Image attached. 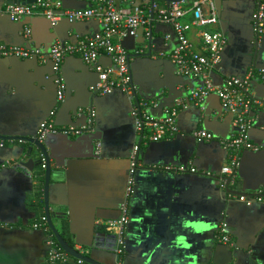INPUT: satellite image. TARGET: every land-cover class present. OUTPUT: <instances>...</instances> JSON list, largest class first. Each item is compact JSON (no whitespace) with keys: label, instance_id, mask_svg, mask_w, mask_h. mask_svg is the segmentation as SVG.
Here are the masks:
<instances>
[{"label":"crops","instance_id":"crops-1","mask_svg":"<svg viewBox=\"0 0 264 264\" xmlns=\"http://www.w3.org/2000/svg\"><path fill=\"white\" fill-rule=\"evenodd\" d=\"M192 1L185 0L184 4L189 6ZM5 2L0 0V43L6 45L37 44L47 49L56 40L74 41L101 28L94 19L76 24L61 19L54 28L41 15L11 21L2 13ZM117 4L131 7L129 0H117ZM214 4L229 36L221 53V67L211 73L212 82L221 85L227 77L264 66V35L257 39L251 26L254 0H218ZM87 5L79 0H62L67 9ZM190 18L188 13L184 20ZM25 22L31 29L28 38L21 34ZM214 27L218 30L219 25L209 28ZM196 31L193 27L187 35L198 48ZM166 32L165 25L154 24L150 55L130 58L135 87L132 95L120 90L91 93L89 88L98 78L95 70L78 55L66 56L61 73L68 93L60 108L51 63L0 57V134L36 138L40 124L53 111L57 128L79 127L86 118H73V111L79 106H92L96 113L92 131L77 136L50 132L43 143L53 171L48 189L52 222L59 232L66 228L75 249L100 264H114L117 259V236L106 229V222L121 215L135 144L140 150L134 189L128 199L122 264H264V148L238 153L232 188L250 193L246 198L252 201L227 194L220 187L221 168L227 161L223 141L235 132V126L232 113L218 95H208L203 113L194 105L180 110L177 136L144 142L136 131L131 110L137 102L157 97L159 105L155 102L141 110L158 119L166 107H172L176 99L184 100L181 95H189L202 83L199 77H179L170 59L158 56L159 52H170L174 45V37L165 40ZM146 45V40L134 41L133 49L127 51L136 53ZM98 62L111 64L107 56H101ZM250 95L264 100V85L257 78L252 81ZM260 111L251 113L256 114V128L250 139L256 143L264 141V130L259 127L264 124V110ZM195 130L209 132L212 139H195ZM26 142L0 140V264H48V229L33 227L45 216L44 183L19 165ZM27 159L23 154L22 160ZM257 197L262 200H255ZM59 213L63 214L62 221L56 216ZM222 220L235 247L220 245L215 238ZM59 264L88 263L70 257Z\"/></svg>","mask_w":264,"mask_h":264},{"label":"built area","instance_id":"built-area-1","mask_svg":"<svg viewBox=\"0 0 264 264\" xmlns=\"http://www.w3.org/2000/svg\"><path fill=\"white\" fill-rule=\"evenodd\" d=\"M2 12L11 20L19 21L24 17L41 15L46 17L51 26L56 25L62 18L73 21L97 20L101 28L92 35L80 36L75 42L56 40L47 50L42 46L26 48L18 45H6L0 43V56H18L22 59L36 57L39 62H45L47 57L53 64V72L56 75L57 102H61L65 96V83L61 76V65L68 55H78L84 63L90 65L98 72L97 82L90 86V90L98 94H108L116 89L127 95H132L134 85L131 82V74L128 64V51L123 48L121 41L127 36L136 35L137 29L143 26L144 38H150V32L154 24L170 25L175 38L170 52H159L158 56L167 57L176 66V72L186 77H199L202 83L191 90L189 101L192 105H200L211 93H216L223 106L233 115L235 132L223 141V147L227 152V161L221 168L220 187L224 189L227 184H233L239 163L240 151H257L264 148V141L256 143L249 137L248 131L254 126L255 115L251 113L264 110V100L250 95V87L253 79L257 78L264 83V66L251 67L242 76H230L225 78L221 85L212 82L211 73L218 69L221 61V52L228 42L225 33L220 29L209 31L206 27L218 26L219 19L214 0H193L189 6L184 1L171 0L162 5L156 0L142 3L139 6L121 7L117 0H79L87 2L84 8H63L62 0H32L30 3L13 2L5 0ZM255 10L252 15L251 26L257 38L264 35V0H254ZM190 13L191 18L184 20ZM193 27L200 40V45L195 48L188 38V31ZM31 29L25 24L22 34L25 38L30 36ZM169 34H165L168 40ZM147 46V45H146ZM147 49L142 48L138 53ZM101 56L110 59V65H101L98 61ZM154 101H139L131 110L135 128L144 142L158 141L174 136L178 132L176 118L180 110L187 106L182 98L176 99L172 107L164 109L161 118H153L144 113L141 108L154 105ZM86 122L79 127L62 126L57 128L54 123L55 111L43 121L37 131V139L43 140L50 132L61 131L71 136H77L93 130L95 111L93 108L86 110ZM264 130V124L259 126ZM192 135L199 141L210 140L212 135L205 130H195ZM97 146V152H98ZM140 146L135 144L130 154V168L125 187V201L121 205V215L116 220L106 222V229L114 231L117 236V244L114 249L116 260L114 264H122L124 254V232L129 219L128 199L134 189V171L138 165ZM44 164L41 165V169ZM181 171L183 167L176 168ZM194 171V169H191ZM230 195V194H229ZM233 197H236L232 195ZM241 200L250 203L252 199L245 196H237ZM261 201L262 197L255 198ZM43 221V217H42ZM37 222L34 228L48 229L43 222ZM215 238L224 245L235 247L231 240L226 221L219 222ZM48 264H59L68 260L71 256L66 253L49 232L46 235ZM79 250V249H78ZM78 263L83 261L77 259Z\"/></svg>","mask_w":264,"mask_h":264},{"label":"water","instance_id":"water-1","mask_svg":"<svg viewBox=\"0 0 264 264\" xmlns=\"http://www.w3.org/2000/svg\"><path fill=\"white\" fill-rule=\"evenodd\" d=\"M13 2H25L27 0H12ZM125 1H128V0H125ZM130 3H131V6H139L140 4L142 3H147V2H150V1H153V0H129ZM161 1H165V2H169L171 0H161ZM176 1H185V0H176ZM214 1H218V0H214ZM3 13V12H2ZM3 15H5L6 17H8L6 14L3 13ZM9 18V17H8ZM47 21L48 19L46 17H44ZM10 19V18H9ZM23 19V18H22ZM21 19V20H22ZM65 19L67 20L66 18H62V20ZM11 20V19H10ZM13 21V20H11ZM20 21V20H19ZM68 22L70 23H73V24H76V23H80L82 21H69L67 20ZM50 27L54 28L56 27V25L54 26H51L50 22L48 21ZM25 24H29V23H24ZM23 25V26H24ZM219 29L221 32L225 33L226 36H228V34L225 32V29L222 27V23L221 21L219 22ZM31 26V25H30ZM167 27V32L164 33V34H169L171 38L174 37V34H173V29L170 25H165ZM23 30V27L21 29V32ZM151 33H152V29H151V32H150V37H151ZM22 34V33H21ZM23 35V34H22ZM229 38V36H228ZM257 38V37H256ZM258 39V38H257ZM257 39L255 41H257ZM62 41V40H61ZM69 41V40H68ZM76 40L74 41H70V42H75ZM134 41H137L138 43H145V38L143 37V26H140L138 29H137V32H136V35L134 36H127L125 37L122 41H121V45L123 46V48H125L126 50L130 51V49H133V43ZM228 43H229V39H228ZM227 43V44H228ZM147 49L145 52L143 53H138V51L136 53H133V52H128V64H129V67H131V63H130V58L131 57H138V55H146V56H149L150 53H151V47H150V38L147 40ZM18 46H22V45H18ZM31 46H39L37 44H34V45H25L24 47L26 48H29ZM45 50L46 47H43ZM222 53V52H221ZM1 57V56H0ZM13 57H16V58H20L18 56H13ZM26 59H30V60H35L38 62L37 58L36 57H31V58H26ZM83 61V60H82ZM171 62V60H169ZM44 63H51V60L47 57V59L45 60V62H42V64ZM84 63V62H83ZM172 63V62H171ZM85 64V63H84ZM174 65V69L176 70V66L174 63H172ZM53 65V64H52ZM87 67L91 68L90 66H88L87 64H85ZM218 67H221V61L220 63L218 64ZM258 67H262V66H256L255 68H258ZM94 69V68H93ZM61 72H62V65H61ZM96 74H97V77H98V72L95 70ZM244 74H241V75H238L240 77H242ZM53 81H55V77L56 75L54 74L53 75ZM61 76L63 78V75L61 73ZM179 77H183L182 75H179ZM64 80V78H63ZM98 80V78H97ZM131 82L133 83V78L131 76ZM65 83V81H64ZM55 86H56V83L54 82ZM94 85V84H93ZM262 85H264V83H262ZM92 86V85H91ZM90 90V88H89ZM118 90V89H116ZM91 93H95V94H98L92 90H90ZM113 92V91H112ZM110 92V93H112ZM67 93H68V87L66 85L65 87V96H64V99L63 101L61 102H57V107L60 108V106L63 104V102L65 101L66 99V96H67ZM108 93V94H110ZM161 94V93H160ZM184 97V101H185V104L186 106H193L190 101H189V95L187 94H184V95H181V97ZM179 97V96H178ZM208 97V96H207ZM207 97L203 100V102L200 104V105H194V107L198 108V110L200 111V113H203L205 112V102H206V99ZM177 98V97H176ZM147 101H154V102H157V104L159 105L158 103V99L157 97H154L152 99H149ZM92 108L91 105H86V106H79L77 107L73 113H72V116L73 118L77 119V118H80V117H84L86 118V110L87 108ZM170 107V106H169ZM95 111V110H94ZM261 112V111H260ZM259 113V112H258ZM264 113V112H263ZM95 116H96V113H95ZM254 116V114H253ZM134 119V118H133ZM55 123V122H54ZM69 126H73V127H77V126H74V125H69ZM256 127L253 126L249 131V137H251V133H252V130L255 129ZM181 132V131H180ZM264 132V131H263ZM65 134V133H64ZM180 133H177V135H179ZM69 135V134H67ZM71 136V135H70ZM46 137V136H45ZM195 138V137H194ZM45 139V138H44ZM43 140H39L36 138H31V137H13V136H5V135H1L0 134V140H3V141H12V140H21V141H27L26 143H28V146L25 147V149H23L20 157L18 158L19 159V165H22L23 167L27 168L29 171H31L32 173L35 172L36 170V167L40 166L41 168V165L44 164V188H43V193H44V207H45V217H46V221H47V225H48V230H50L52 232V234L54 235L56 241L58 242V244L60 245V247L66 252L68 253L71 257L75 258V259H80L82 260L83 262L85 263H88V264H100L99 262L91 259L90 257L80 253L77 249H75L73 246L69 245L64 239L63 237L61 236L59 230L54 226L53 222H52V214L50 213L49 211V199H48V189H49V184H50V181H51V175L53 174V171L51 170V165H50V162H49V156L47 154V151H46V147L43 143ZM196 139V138H195ZM23 154L27 155L28 159L23 161L22 160V156ZM18 164V163H17ZM34 174V173H33ZM230 178L231 177H228V181H227V184L226 186L224 187V190L227 194H230V195H234V196H245V197H249L251 196L250 193H246L244 191H240V190H237V189H233L232 188V184H229V181H230ZM264 197V195H261ZM58 214V213H57ZM60 215H56V216H59V219L62 221L63 220V214L62 213H59ZM128 224V223H127ZM222 245V244H220ZM225 246V245H224ZM125 248H126V245H125Z\"/></svg>","mask_w":264,"mask_h":264},{"label":"trees","instance_id":"trees-1","mask_svg":"<svg viewBox=\"0 0 264 264\" xmlns=\"http://www.w3.org/2000/svg\"><path fill=\"white\" fill-rule=\"evenodd\" d=\"M158 3H162L161 0H156ZM26 3H30V2H27L25 1ZM144 37V36H143ZM24 146L27 147L28 146V143H24ZM34 175L38 178L39 182L40 183H44V169H41L40 166L36 167V170L35 172H33ZM43 224L46 228H49L48 225H47V221H46V217L44 216L43 217ZM49 232L52 234V232L49 230ZM60 234L61 236L63 237V239L71 246L74 247V244L73 242L71 241L67 231H66V228L64 227L63 230L60 231ZM53 235V234H52ZM54 237V235H53ZM55 238V237H54ZM56 240V239H55ZM57 242V241H56ZM58 243V242H57ZM60 246V245H59Z\"/></svg>","mask_w":264,"mask_h":264},{"label":"rangeland","instance_id":"rangeland-1","mask_svg":"<svg viewBox=\"0 0 264 264\" xmlns=\"http://www.w3.org/2000/svg\"><path fill=\"white\" fill-rule=\"evenodd\" d=\"M205 29H208L209 31H212V30L216 31V30H217L216 27H214L213 29H211V28H209V27H206ZM94 118H95V117H94Z\"/></svg>","mask_w":264,"mask_h":264}]
</instances>
